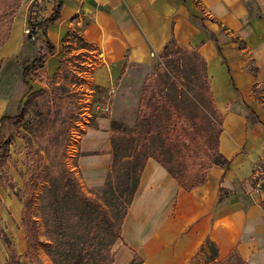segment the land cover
<instances>
[{"label":"crops","instance_id":"0c3cea01","mask_svg":"<svg viewBox=\"0 0 264 264\" xmlns=\"http://www.w3.org/2000/svg\"><path fill=\"white\" fill-rule=\"evenodd\" d=\"M38 1L47 14L37 21L51 16L60 2L57 18L38 31L44 50L33 57L45 51L43 35L53 46L35 71L43 78L72 31L99 53L93 78L100 85L113 82L126 65L152 64L173 42L204 58L209 90L223 117L219 151L228 165L208 168L202 184L187 190L154 159L144 163L111 264L134 258L139 264H219L232 256L264 264V205L250 179L264 160V107L252 95L254 86L264 85V0ZM30 2L21 1L0 47V124L28 91L23 63L15 57L26 45ZM91 127L79 142L84 153L78 168L83 184L97 186L110 161V139L106 120L102 130ZM15 213L22 216V208Z\"/></svg>","mask_w":264,"mask_h":264},{"label":"rangeland","instance_id":"374dc122","mask_svg":"<svg viewBox=\"0 0 264 264\" xmlns=\"http://www.w3.org/2000/svg\"><path fill=\"white\" fill-rule=\"evenodd\" d=\"M0 2L1 10L13 4L14 0ZM9 14L0 20V43L8 34ZM46 14V7H42L38 0H31L23 31L26 45L15 57L18 62H29L36 52L44 50L39 32H33L31 36L25 33V29L31 28V24L37 19H42ZM239 45L242 43L239 42ZM54 57L57 61L54 69L41 74L47 81L32 82V91L44 88L47 93L32 95L24 105L25 94L18 108L16 106L9 111L12 117L0 125V139L4 141L6 148L0 165V264H30L25 250L26 229L32 222L36 229L38 257L42 264H55L46 249L47 244L53 243L54 235H51L46 227L43 203L47 199L44 190L49 185L50 178L54 175L58 176L61 172L58 164L61 143L67 138L64 163L75 174L82 191L104 203L99 196V189L107 173L111 170L113 181L121 184L122 171L126 162L131 160V156L127 157L126 154L141 144V139L137 138L134 132L142 94L146 98L152 91L159 90V81L154 77V72L158 66H163V60L158 56H154L152 64L147 66L126 65V68L115 74L113 82L107 85H100L94 81L99 53L96 48L83 41L78 31L70 33L66 46L57 51ZM172 68L177 86H182L185 93L196 100V108L186 101L184 110L179 112L180 116L177 118L183 122L180 130L182 138L196 149L198 154L196 159H199L198 163L202 165L194 172L185 174L188 179L195 181L201 179L205 173L204 151L217 139L219 118L207 100V80L202 69V61L194 55L181 54L179 66ZM55 71L57 77L51 80ZM252 89V95L264 107V85L254 86ZM19 109L23 110L22 115L15 119L13 116ZM102 119L107 121L105 131L110 139V149L107 151L110 161L102 184L86 186L82 183V175L78 168V158L84 153L79 147V142L92 125L97 127L93 129L102 130L100 127ZM251 120L253 117H250ZM129 135L134 136L135 139L131 140L127 137ZM113 153L116 161L112 168ZM40 157L49 165V175L37 181L36 173L41 168L38 165ZM250 179L253 188L261 194V203L264 205V160L255 164ZM23 206L24 215L16 214L15 210L18 211L19 208L21 210ZM108 211V216L111 218L112 213L109 208ZM98 223L96 232L100 233L102 239L100 243L97 241L96 245L103 249L109 241L108 233L104 230L107 225L103 221ZM119 241L118 238L112 245L109 255L116 250ZM219 264H241V262L232 256Z\"/></svg>","mask_w":264,"mask_h":264},{"label":"trees","instance_id":"16d2710c","mask_svg":"<svg viewBox=\"0 0 264 264\" xmlns=\"http://www.w3.org/2000/svg\"><path fill=\"white\" fill-rule=\"evenodd\" d=\"M20 3L21 0H14L13 4H9V6L0 10V20L10 13L8 34L0 45L9 36L10 25ZM59 8L60 2L54 6L51 16L31 24L33 32H42L48 23L57 18ZM43 39L45 51L37 53L32 60L22 64L23 79L28 85L26 101L23 102L24 105L27 104L26 102L29 101L32 95L47 93L44 88L32 91V82L34 80L37 79L44 83L47 81V79L35 72L53 49L52 44L44 35ZM181 54L194 55L202 61V69L207 80V100L219 118L217 139L213 145H208V148L204 151L206 157V164L203 165L204 171L206 173L207 169L213 165L227 167L228 160L219 151V136L223 117L217 109L209 90L206 62L195 49H184L170 42L158 54V57L163 60V66H158L154 72V77L159 81L158 92L152 91L151 95L146 98L142 94L139 102L134 133L137 138L141 139V144L126 154L127 157L131 156V160L126 162L125 169L122 171L121 184L113 181L111 170L107 173L104 183L99 189V196L104 203L82 191L75 174L64 163V150L67 138L61 143L58 154V164L61 172L58 176L55 177L54 175L50 178V183L44 190L47 199L43 203L46 227L51 235H54L53 243L47 244L46 249L55 264H111L113 262L115 251L109 255L110 248L120 238L122 220L137 187L138 174L148 158L151 157L156 160L181 187L187 190H191L205 181V173L201 179L195 181L188 179L185 175L194 172L198 166L202 165H199V159H196L198 155L196 149L186 143L181 136L182 120H177L180 116L179 112L184 110L186 101L196 108L195 98L187 95L182 86L178 87L173 78L174 75H172L171 69L179 66ZM56 77L57 75L55 74L51 80H55ZM22 111L19 109L18 113L13 117L17 119L22 115ZM11 117L4 115L1 118V124ZM127 137L131 140L135 139L132 135ZM111 141L114 146L112 138ZM4 147V141L0 139V165L4 159L6 150ZM115 161L116 156L113 153L112 168L115 165ZM39 163L38 165L41 168L36 173L37 181H41L49 175V165L43 161V158H39ZM108 208L112 213V219L108 216ZM24 210L23 206L22 216L24 215ZM63 210H65L64 213L62 212ZM101 221L107 225L104 230L109 236V241L104 245L103 249L102 247L98 248L96 245V242L99 241L100 243L102 239L100 233L96 232L98 222ZM26 237L25 255L29 259L30 264H42L37 255V236L34 222L26 229ZM240 262L241 264H246L245 262ZM139 263L140 259L138 258H134L129 262V264Z\"/></svg>","mask_w":264,"mask_h":264},{"label":"built area","instance_id":"2783aa9c","mask_svg":"<svg viewBox=\"0 0 264 264\" xmlns=\"http://www.w3.org/2000/svg\"><path fill=\"white\" fill-rule=\"evenodd\" d=\"M25 33H26V34H29V35L32 36V34H33V30H32V28L27 27V28L25 29ZM255 175H257V172H256V171H255Z\"/></svg>","mask_w":264,"mask_h":264}]
</instances>
